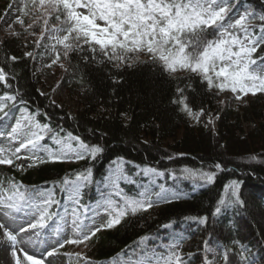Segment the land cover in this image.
<instances>
[{
  "label": "snow or ice",
  "instance_id": "snow-or-ice-1",
  "mask_svg": "<svg viewBox=\"0 0 264 264\" xmlns=\"http://www.w3.org/2000/svg\"><path fill=\"white\" fill-rule=\"evenodd\" d=\"M258 7L260 11L242 5L240 0H22L19 9L10 3L7 11L21 12L14 22L34 38V50H50L54 54L52 64H59L64 71L69 69L62 58L68 60L71 53H87L82 56L86 64L95 61L99 54L98 63L125 69L150 63L162 75L178 78L186 74V80L195 78L207 90L215 89L217 95L230 91L235 100L245 102L249 94L264 93V56L256 57L258 51H264V0ZM24 17L28 18L27 23ZM24 55L35 59L34 51ZM9 58L17 60L16 56ZM9 79L10 73L0 67V83L11 88ZM189 89L195 94L191 83L177 85L171 103L193 122L199 124L203 118L205 127L214 128L219 116L197 105L194 95L190 99ZM18 102L26 103L19 89L0 94V140L7 141L0 147V165L14 166L23 172L26 165L95 162L104 156L105 145L89 143L63 128L53 129L37 118L38 111L19 109L21 115L9 123L6 118ZM121 117L125 121L131 119L126 112ZM132 164L117 156L100 180L95 179L93 167L86 165L48 187L29 186L15 178L0 181V246L9 250L11 264H52L47 258L60 255L66 246L87 248L97 233L180 199L176 191L157 183L166 177L165 171L134 165L137 177L148 178L147 183H138L129 174L133 169L126 167ZM213 167L224 171L220 163ZM167 175L173 180L180 178L173 171ZM180 176L211 185L217 173L184 168ZM125 183L137 185L139 190L129 195L122 187ZM242 183L232 180L225 186L224 195L211 214L213 223L229 209L238 213L247 208L241 195ZM93 185L99 195L94 203L85 202V190ZM184 219L203 226L205 231L212 226L208 215ZM175 223L172 220L161 227L171 229ZM155 239L148 234L140 236L112 257L111 264H191L194 254L182 252L183 236H173L174 242L167 244H157ZM238 243L234 241L230 247L209 233L197 259L201 264H238V256L243 264H264V256L257 259L243 244L236 253ZM63 255L69 264L73 260L76 264H94L81 251H66Z\"/></svg>",
  "mask_w": 264,
  "mask_h": 264
},
{
  "label": "trees",
  "instance_id": "trees-1",
  "mask_svg": "<svg viewBox=\"0 0 264 264\" xmlns=\"http://www.w3.org/2000/svg\"><path fill=\"white\" fill-rule=\"evenodd\" d=\"M260 11L261 0H245ZM25 48L17 38L8 37L0 41V67L10 73L8 83L11 88L0 83V94L19 89L20 96L26 102L17 103L12 113L27 108L29 112L38 111L42 123L59 130L60 128L80 135L89 143L106 146L104 156L95 162L81 161L79 165L67 166L65 163H48L37 167H27L21 172L14 166L7 168L10 178L25 184L48 187L74 170L86 165L92 166L96 180L106 174L111 160L122 156L132 161L126 165L133 169L129 174L139 182L147 183V177H137L134 165L155 167L165 171L166 177L158 179L166 188L176 191L180 199L171 204L132 216L120 226L97 234V253L101 260H108L121 252L142 235H168L173 241L183 236L182 247L187 253H193L191 264L197 261L202 241L212 233L222 243L240 251V244L248 247L257 259L264 256V99L256 98L244 109V114L226 110L220 116L217 133L202 125L193 126L189 118L171 103L176 97V87L191 83L195 89L188 90L189 98L195 96L197 105L210 111L221 110L219 97L215 89L207 90L203 83L194 78L185 79L162 75L157 66L150 63H138L131 68H115L111 63L87 64L82 56L87 53H71L69 57L70 73L64 78L69 96L78 103L76 112H70L65 105L53 103L51 96L42 94L43 77L36 70L33 58L24 55ZM16 56L12 61L9 57ZM11 76L15 78L12 79ZM183 81V82H182ZM20 105V106H19ZM128 113L130 120H123L121 113ZM249 128V130H248ZM146 142V143H145ZM51 143V141H49ZM256 156V160L251 157ZM171 157V159H169ZM220 163L224 171L216 170L213 165ZM203 169L216 171V181L209 185L202 181L184 179L182 169ZM169 171L177 174L173 180ZM232 180L242 181L241 195L247 203L246 209L235 212L229 209L224 215L215 218V205L224 195L225 186ZM129 195L139 190L137 185L122 184ZM84 201L98 197L95 185L85 190ZM209 216V224L204 230L187 216ZM176 221L171 229L161 227L170 221ZM213 228L215 231H213ZM174 242V241H173ZM238 264H243L239 261Z\"/></svg>",
  "mask_w": 264,
  "mask_h": 264
},
{
  "label": "rangeland",
  "instance_id": "rangeland-1",
  "mask_svg": "<svg viewBox=\"0 0 264 264\" xmlns=\"http://www.w3.org/2000/svg\"><path fill=\"white\" fill-rule=\"evenodd\" d=\"M17 17L19 16L16 12L7 11V7H4V5H0V37H3V38L13 37L10 34L11 32H17L20 34L22 33L23 35L26 36L27 39L31 41V44H32V40L34 38L31 36H28L27 33L24 32L23 28H21V26L18 23L14 22ZM26 22H28V20H26ZM53 59H54V54L49 51L45 52L43 49V54L38 59V63L36 65L38 71L44 75V86L42 87V90L46 93H50L53 96L55 101L59 103L63 102V104L68 105V107L71 110H77L79 107L78 103L69 96V93L66 90V87L62 83V77L66 75V71L60 68L59 64H52ZM63 63L66 66V63L64 61ZM49 64H52V66L47 67L46 65H49ZM53 89H55V91H53ZM257 94L264 95V93H257ZM248 96L245 97V102H242V101L235 100L234 94L231 93L230 91L225 92L222 94V100L224 101V103L221 105L223 107H232L234 109H239L246 103ZM211 113L213 115H217V114H214V112H211ZM191 122L195 124V122H193L192 120ZM202 122H203V118H202ZM217 122H218V119L215 121L214 129H217ZM75 163H78V162H75V161L67 162L68 165L75 164ZM67 249H69L68 252L81 251L86 256L91 258L94 264H97L96 259L93 254V251H94L93 246L88 245V247L85 248L83 245L79 247L71 245L67 247ZM47 259L51 260L52 264H69V260L66 256L63 255V252H61V254L56 257H49ZM72 262H75V260H73ZM0 264H11L9 250L4 246H0Z\"/></svg>",
  "mask_w": 264,
  "mask_h": 264
}]
</instances>
